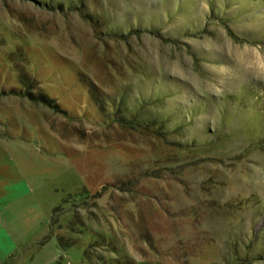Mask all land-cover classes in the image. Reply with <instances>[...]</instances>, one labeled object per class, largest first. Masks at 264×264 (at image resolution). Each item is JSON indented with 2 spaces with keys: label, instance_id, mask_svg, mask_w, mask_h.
I'll return each instance as SVG.
<instances>
[{
  "label": "rangeland",
  "instance_id": "obj_1",
  "mask_svg": "<svg viewBox=\"0 0 264 264\" xmlns=\"http://www.w3.org/2000/svg\"><path fill=\"white\" fill-rule=\"evenodd\" d=\"M0 264H264V0H0Z\"/></svg>",
  "mask_w": 264,
  "mask_h": 264
},
{
  "label": "crops",
  "instance_id": "obj_2",
  "mask_svg": "<svg viewBox=\"0 0 264 264\" xmlns=\"http://www.w3.org/2000/svg\"><path fill=\"white\" fill-rule=\"evenodd\" d=\"M12 241L0 223V261L12 250Z\"/></svg>",
  "mask_w": 264,
  "mask_h": 264
}]
</instances>
